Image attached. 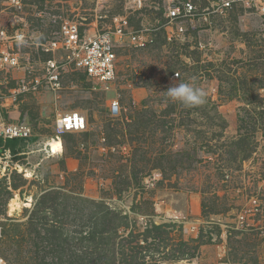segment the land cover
<instances>
[{"label": "rangeland", "instance_id": "obj_1", "mask_svg": "<svg viewBox=\"0 0 264 264\" xmlns=\"http://www.w3.org/2000/svg\"><path fill=\"white\" fill-rule=\"evenodd\" d=\"M17 1L22 10L0 0V30L25 67L48 58L39 43L59 30L54 21L60 16L93 21L107 14L99 20L103 27L127 14L132 26L139 25L140 15L126 10L122 0L98 7L91 0ZM196 2L203 9L216 0ZM158 13H144L150 27L162 19ZM196 23L176 42H164L161 32L157 45L144 49L122 42L111 84L69 70L58 91L17 94L24 70L0 79V100L10 98L23 117L28 114L40 138L34 147L39 154L0 163V192L6 187L12 193L8 200L0 194V215L7 218L0 256L6 264H97L101 256L109 264L113 250L112 264L124 256L144 264H264V15L239 7ZM18 33L25 38L14 43ZM188 81L206 89L204 105L187 107L166 97L168 88ZM115 100L120 114L111 112ZM70 111L87 117V130L65 135L63 153L51 155L43 138L51 139L58 115ZM51 190L71 196L59 200L64 223L58 225L51 214L40 220L41 213L31 222L37 196ZM16 196L22 209L10 216ZM85 198L122 216L110 223L113 234L102 242L88 239L104 224L96 205L78 200ZM45 222L58 226L55 245L46 237ZM152 223L169 224L155 243L143 237ZM130 233L137 237L131 243ZM85 235L88 240H82ZM181 243L190 254L178 250Z\"/></svg>", "mask_w": 264, "mask_h": 264}, {"label": "built area", "instance_id": "obj_2", "mask_svg": "<svg viewBox=\"0 0 264 264\" xmlns=\"http://www.w3.org/2000/svg\"><path fill=\"white\" fill-rule=\"evenodd\" d=\"M91 1L97 7L104 1L109 2V0ZM122 1L127 5L126 10L134 12H141L145 8L159 12L163 9L164 22L158 27L147 25L136 28L130 24V17L125 14L113 16L109 26L101 27L99 20L106 19L107 14L96 15L93 21L81 16L75 19L60 16L54 21L58 20L59 30L49 36L46 42L39 43L43 55H47L48 58L39 57L29 62L27 67L22 65L20 54L6 46L5 32L0 30V79L7 80L8 74L12 71L24 70L25 73L19 81L18 88L13 92L17 94L36 93L42 89L58 91L62 87L63 75L69 70L80 72L91 81L111 84L117 78L118 50L122 42H128L133 47L144 49L157 45L160 32H163L166 41L176 42L187 35L188 28L197 27V20L202 19L209 23L211 14H223L239 7L264 15V0H216L211 7L203 9L199 8L196 0H165L163 5L162 3L147 5L146 0ZM11 2L12 5L16 3L15 6L22 10L17 0H11ZM24 38L25 36L19 33L13 36L14 43ZM178 76L179 74L175 75V77ZM121 110L120 101H113L111 112L120 114ZM87 127V117L78 111L59 114L55 123V133L51 139L61 140L66 134L85 132ZM31 137H34L32 127L25 122H0V138L4 140H27ZM14 157L10 150H4L0 154V163L7 165ZM11 173L8 174V179H11ZM257 201L259 200L255 199L254 203L257 204ZM258 211L257 207L251 210V213ZM244 218L242 217V220ZM6 221L7 218L0 215V238L3 236ZM148 226H145L146 229ZM0 264H6L1 256Z\"/></svg>", "mask_w": 264, "mask_h": 264}, {"label": "trees", "instance_id": "obj_3", "mask_svg": "<svg viewBox=\"0 0 264 264\" xmlns=\"http://www.w3.org/2000/svg\"><path fill=\"white\" fill-rule=\"evenodd\" d=\"M161 14H163V11H161ZM161 33H163V32H161ZM163 40H164V42L166 41L165 38H163ZM66 135H68V134H66ZM64 137H65V135L63 136V138ZM25 146H27V143L23 139H6V140H4V139L0 138V150H1L0 154H2V152H4V150H10L12 155L17 157L20 150L23 149ZM236 157L237 156L234 155V158H236ZM246 157H247V155H245V157L243 156L241 158V160H246ZM11 184H12V188H14V189H18L20 186L19 184H15L13 182ZM1 193H2V195H7V200L12 198L11 191H9L6 187L4 189L2 188V191L0 192V194ZM70 197L71 196L67 195L66 193H63V192L57 191V190L46 191L44 194L37 196L35 208L32 211L33 216L31 218L32 219L31 222H33L36 214L41 213L42 215H44L40 218V220H46V221H48L47 218H50L47 216H50V214H51V215H54V219L56 220L57 224L61 226L64 223V221L62 220L63 218L59 215V212L57 211V208L60 207L59 205L62 204V201H59V200H61V198L65 199V198H70ZM76 198L77 197H74V196L72 197V199L77 200ZM78 200L86 201V202H89L91 204L96 205V207L98 208V211H97L98 218L100 220H102V223L104 224V226L101 230H99L97 228L96 230H92L90 232L91 238L90 237L88 238L87 235H85L84 237H82V240H86L88 238L89 240L96 241L95 239H97L98 241L100 240V242H102L105 237L108 239V235L113 234V230L115 228V225H113V224L110 225V223L115 222L116 219L117 220L122 219V216L119 215L120 213H116L115 211L110 210L106 205H104L102 203H98L94 200H90V199H86V198L85 199H78ZM93 217H95V216L93 215ZM124 217H126V216H124ZM89 220H91V219L89 218ZM166 227H169V224L158 225V224L152 223L151 227H148L146 229V231L143 233V237L145 238L146 241H148L149 238H151L153 243L157 242L158 240L161 241L163 239L162 238L163 233L166 232V229H165ZM43 228H46L47 233L49 234L48 236L46 235V237L49 239L50 243L53 242L54 245L57 244L55 241L57 239H59V237H61V235L59 234V237L57 238V236H58L57 234L59 233L58 232V230H59L58 226L54 225V224L48 225V223L45 222V223H43ZM54 229H56V230H54ZM130 234H131L132 238L129 239V242L131 243V241L135 240L137 237H133L134 236L133 233H130ZM66 241H68V240H66ZM59 244H61V242ZM196 248L197 247H195V249ZM188 249L189 248L187 247L186 243H181L180 248L178 250L181 253L190 254ZM113 251H112V257H110L112 260H111V262H109V264H112L115 262V257H114L115 254ZM191 255H193V253H191ZM131 258H132V260H129V256H124L123 259L121 260V264H144L143 261H141V259H138V257L132 256ZM102 259H103V257L101 256L100 260H98L97 264H106L103 261H101Z\"/></svg>", "mask_w": 264, "mask_h": 264}, {"label": "crops", "instance_id": "obj_4", "mask_svg": "<svg viewBox=\"0 0 264 264\" xmlns=\"http://www.w3.org/2000/svg\"><path fill=\"white\" fill-rule=\"evenodd\" d=\"M169 1H171V0H169ZM148 10L151 11V9L145 8L141 12H136V13H138V15H140V19H139V23H138L139 25L136 28L151 25L148 22L149 20L145 19L146 17H145L144 13ZM158 14L162 17V19L160 17L161 20L158 19L156 21V23L152 24L153 27H158L164 22V18L161 14V11ZM10 102H12V100L10 98H5L3 100H0V122H2V121H6L7 123H19V122L24 123L25 122L29 125L28 114L24 115V117H23V115L20 113V110L18 109V106L17 105L12 106ZM36 136H38V135H34V137H36ZM47 139L48 138H43V145H45V146H46L45 143H46ZM29 144H31V143H27L28 146H25L23 149L20 150V152L18 153V156L26 155V156H28L27 159H29V158H31V154H36V153L39 154L38 151H40V150H35L34 147L40 146V143H37V145L31 144L32 146H29ZM46 147H48V146H46ZM32 158H33V160H35V155H33ZM261 185H264V184L261 183Z\"/></svg>", "mask_w": 264, "mask_h": 264}, {"label": "clouds", "instance_id": "obj_5", "mask_svg": "<svg viewBox=\"0 0 264 264\" xmlns=\"http://www.w3.org/2000/svg\"><path fill=\"white\" fill-rule=\"evenodd\" d=\"M194 79V78H193ZM166 97L187 107H198L207 101V91L191 81L178 82L164 92Z\"/></svg>", "mask_w": 264, "mask_h": 264}, {"label": "bare ground", "instance_id": "obj_6", "mask_svg": "<svg viewBox=\"0 0 264 264\" xmlns=\"http://www.w3.org/2000/svg\"><path fill=\"white\" fill-rule=\"evenodd\" d=\"M45 144L49 148V149L47 148L49 150V154H51V155H59V154L63 153L62 140L48 139ZM26 172H27V177L31 178L33 176V172L30 169H26ZM21 209H22V203L20 202L19 197L16 196L11 201L10 215H13V213L15 211H21Z\"/></svg>", "mask_w": 264, "mask_h": 264}, {"label": "water", "instance_id": "obj_7", "mask_svg": "<svg viewBox=\"0 0 264 264\" xmlns=\"http://www.w3.org/2000/svg\"><path fill=\"white\" fill-rule=\"evenodd\" d=\"M25 142H27V143H37V142L40 143V138L39 137H31V138L25 140ZM24 168H25V170L31 169L29 166H26V165L24 166Z\"/></svg>", "mask_w": 264, "mask_h": 264}]
</instances>
